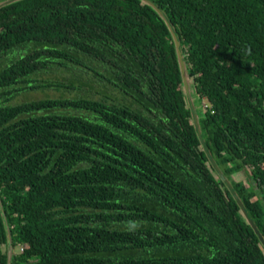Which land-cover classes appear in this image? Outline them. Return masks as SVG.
Returning <instances> with one entry per match:
<instances>
[{"label": "trees", "instance_id": "trees-1", "mask_svg": "<svg viewBox=\"0 0 264 264\" xmlns=\"http://www.w3.org/2000/svg\"><path fill=\"white\" fill-rule=\"evenodd\" d=\"M0 264H264V0L1 6Z\"/></svg>", "mask_w": 264, "mask_h": 264}, {"label": "rangeland", "instance_id": "rangeland-1", "mask_svg": "<svg viewBox=\"0 0 264 264\" xmlns=\"http://www.w3.org/2000/svg\"><path fill=\"white\" fill-rule=\"evenodd\" d=\"M67 76L65 75H44L41 76L40 79L43 80H49V81H61L64 83H67L69 79H66ZM190 82V87L189 90L191 91V93L193 92V84L191 82V80H189ZM77 92L76 91H72V92H67V91H54L51 89L48 90H33L30 91L28 93H22L21 95H19L14 102H25V101H29V100H34V99H42V98H57V97H74L76 96ZM196 107V109H195ZM195 107L193 106V108L196 110V112H201L203 110L204 107V102L202 103H197ZM234 180L236 181H241L244 183L245 186H248L249 182L246 176V173L244 171H242L239 174H236L233 176Z\"/></svg>", "mask_w": 264, "mask_h": 264}, {"label": "water", "instance_id": "water-1", "mask_svg": "<svg viewBox=\"0 0 264 264\" xmlns=\"http://www.w3.org/2000/svg\"><path fill=\"white\" fill-rule=\"evenodd\" d=\"M15 1H18V0H6V1L0 3V7L4 6L6 4H10L12 2H15ZM174 39H175V37H174ZM175 47H176V52H177V56H178L179 67H180V72H181L182 81H183V85H184V90H185V93H186L187 98L189 100V103H190V105L192 107L191 91L189 90V87H190L189 80L190 79H189L188 75L186 74V66L184 64L181 52L179 50V44H178V41H176V39H175ZM195 124H197V120L196 119H195Z\"/></svg>", "mask_w": 264, "mask_h": 264}]
</instances>
